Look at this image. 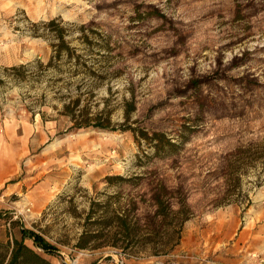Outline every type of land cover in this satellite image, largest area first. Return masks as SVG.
Here are the masks:
<instances>
[{"label": "rangeland", "instance_id": "obj_1", "mask_svg": "<svg viewBox=\"0 0 264 264\" xmlns=\"http://www.w3.org/2000/svg\"><path fill=\"white\" fill-rule=\"evenodd\" d=\"M54 19L85 67L47 66ZM263 41L264 0H0V121L33 128L5 139L29 151L0 190V243L31 231L52 264H264V158L232 155L264 139ZM78 95L77 121L107 129L73 127ZM156 197L181 211L167 226ZM93 203L136 208L142 234L168 229L143 238L174 247L78 249Z\"/></svg>", "mask_w": 264, "mask_h": 264}, {"label": "trees", "instance_id": "obj_2", "mask_svg": "<svg viewBox=\"0 0 264 264\" xmlns=\"http://www.w3.org/2000/svg\"><path fill=\"white\" fill-rule=\"evenodd\" d=\"M60 24L61 22L58 19H54L49 22H40V25L46 26L58 42L56 45H51L52 55L47 66H52L55 60L61 59L62 56H65L69 62L72 61L76 66H80L82 68L85 67L82 55L76 54L75 48H70L68 44L63 41V29L60 27ZM81 28L83 29V27ZM103 46L107 49V52L111 50L107 45L104 44ZM262 46H264V41L260 44V47ZM19 69H22V67L14 68V73L19 72ZM94 74L95 73L92 72V75ZM95 76H97V78H102L100 74ZM79 101L80 98L78 95V97L70 105L68 104L63 106L64 115L68 116L74 123V128H86L88 126H93L98 129H107L109 127L108 123L102 122L100 118L96 119L94 123H91L89 119L77 121L75 114L76 112L80 113L79 110H77ZM125 104L127 106V113L135 110L133 99L129 100ZM106 122H108V120H106ZM143 136L146 140L151 142L159 140L158 142L156 141L157 143H154L156 154H158L161 148L159 142H161V138L163 136L159 134H154L152 137H148L147 134H143ZM232 155L236 156L238 159L241 157L249 160L264 158V139L259 143H252L245 148H238ZM94 206L99 205L94 203L92 204V207L86 213L85 220H94V217H97L96 220L98 221L90 224L95 226V229L87 227L84 228L76 245L78 249L85 250L111 247L122 251L124 254L137 253V251L142 250L148 251L153 256H159L167 254L174 247L163 243H155V241L148 238H143L145 235L155 237L158 236L159 233L167 234L166 232L168 229L160 230V232L149 230L147 234H142V227L139 225L136 208L130 210H109V208L105 206L102 207L101 205V207L96 210ZM180 213V210L173 211L168 203L166 204V202H162L158 197L155 198V211L152 218L155 220H163L162 222H164V226H167L165 221L169 215L175 218ZM26 239L32 240L34 246L41 249L44 253H52L55 250L38 235L33 234L31 231L20 229V239L14 238L6 244L0 243V264H52L34 249L27 246L24 242ZM100 239H104L103 243L95 245L94 247L91 246V242Z\"/></svg>", "mask_w": 264, "mask_h": 264}, {"label": "crops", "instance_id": "obj_3", "mask_svg": "<svg viewBox=\"0 0 264 264\" xmlns=\"http://www.w3.org/2000/svg\"><path fill=\"white\" fill-rule=\"evenodd\" d=\"M0 129H2L3 137L0 139V190H10L12 192L18 182L12 183L11 187L7 184L17 178L19 172V158L26 155L29 151L28 142L26 138V143H21L23 145L20 148H11L12 142L5 140L10 137L12 139V134H14L18 129L22 133L28 135L33 133V128L28 125H19L16 123H11L10 121H0ZM15 184V186H13ZM22 185V181H21Z\"/></svg>", "mask_w": 264, "mask_h": 264}]
</instances>
